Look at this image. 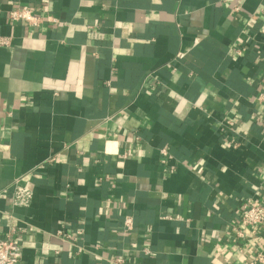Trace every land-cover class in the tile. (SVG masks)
<instances>
[{"label":"crops","instance_id":"crops-1","mask_svg":"<svg viewBox=\"0 0 264 264\" xmlns=\"http://www.w3.org/2000/svg\"><path fill=\"white\" fill-rule=\"evenodd\" d=\"M23 6L55 21L10 23ZM0 37V238L21 264L264 254V226L232 230L264 207V0H0Z\"/></svg>","mask_w":264,"mask_h":264},{"label":"built area","instance_id":"built-area-1","mask_svg":"<svg viewBox=\"0 0 264 264\" xmlns=\"http://www.w3.org/2000/svg\"><path fill=\"white\" fill-rule=\"evenodd\" d=\"M9 22L12 24H23L33 28L40 27L45 22L55 21L50 16H42L27 6L18 7L9 13ZM1 46H9L10 39L0 37ZM257 101L264 104V92L257 96ZM50 159L49 161H53ZM33 188L26 183L25 177L17 178L12 186V200L15 206H28L33 198ZM132 217L124 220V229L130 232L134 229ZM264 226V207L256 205L253 200H248L241 211L238 225L233 227V232L237 237H241L242 228ZM20 237L15 232L7 234L5 238H0V264H21L22 247ZM145 254H149L148 248L144 249ZM112 264H126V259L117 256L112 260ZM244 264H264V254L257 252L245 261Z\"/></svg>","mask_w":264,"mask_h":264}]
</instances>
